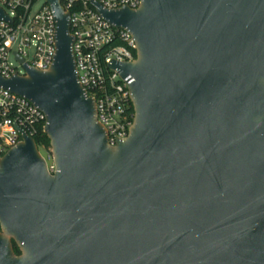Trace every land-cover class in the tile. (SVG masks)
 Wrapping results in <instances>:
<instances>
[{"label": "water", "instance_id": "1", "mask_svg": "<svg viewBox=\"0 0 264 264\" xmlns=\"http://www.w3.org/2000/svg\"><path fill=\"white\" fill-rule=\"evenodd\" d=\"M46 1L50 65L0 86L44 113L54 169L17 129L0 156V264H264V0L93 2L135 42L107 65L133 110L114 145L77 82L68 14Z\"/></svg>", "mask_w": 264, "mask_h": 264}, {"label": "built area", "instance_id": "2", "mask_svg": "<svg viewBox=\"0 0 264 264\" xmlns=\"http://www.w3.org/2000/svg\"><path fill=\"white\" fill-rule=\"evenodd\" d=\"M68 14V32L76 79L85 95L93 100L96 120L114 145L127 135L133 110L128 81L107 65L110 61H131L135 42L131 34L111 25L97 11L93 2L104 9H135L140 0H57ZM38 6L33 10L35 3ZM8 19L0 18V78L24 75L25 68L46 70L55 51V20L46 0H0ZM44 113L23 96L0 86V156L21 141V129L32 137L43 130ZM36 148H38L36 146ZM40 153V152H39ZM46 169L54 166L49 150L42 155Z\"/></svg>", "mask_w": 264, "mask_h": 264}, {"label": "trees", "instance_id": "3", "mask_svg": "<svg viewBox=\"0 0 264 264\" xmlns=\"http://www.w3.org/2000/svg\"><path fill=\"white\" fill-rule=\"evenodd\" d=\"M130 112H132V108L130 107ZM32 139L34 140L35 145L38 147H43L46 150H49V140L47 138V136L45 135V133L43 132V130L38 127L36 132L32 135ZM11 245H12V251L14 254H18L19 250L16 247V245L14 244V242L11 241Z\"/></svg>", "mask_w": 264, "mask_h": 264}, {"label": "rangeland", "instance_id": "4", "mask_svg": "<svg viewBox=\"0 0 264 264\" xmlns=\"http://www.w3.org/2000/svg\"><path fill=\"white\" fill-rule=\"evenodd\" d=\"M38 3L39 2H37V3L34 4V6L32 8L33 10H35L37 8ZM37 150H38V152H40V154H42L47 159L48 162L51 161L50 158H47L46 157V149H44L43 147L38 146ZM49 151H50V148H49ZM50 154H51V152H50Z\"/></svg>", "mask_w": 264, "mask_h": 264}]
</instances>
